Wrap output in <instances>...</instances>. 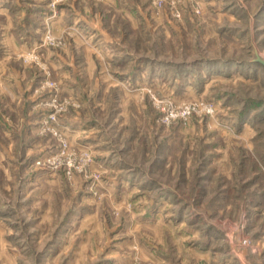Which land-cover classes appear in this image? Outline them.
<instances>
[{
    "label": "rangeland",
    "instance_id": "1",
    "mask_svg": "<svg viewBox=\"0 0 264 264\" xmlns=\"http://www.w3.org/2000/svg\"><path fill=\"white\" fill-rule=\"evenodd\" d=\"M264 0H0V264H264Z\"/></svg>",
    "mask_w": 264,
    "mask_h": 264
},
{
    "label": "water",
    "instance_id": "2",
    "mask_svg": "<svg viewBox=\"0 0 264 264\" xmlns=\"http://www.w3.org/2000/svg\"><path fill=\"white\" fill-rule=\"evenodd\" d=\"M254 62H257L260 65L264 66V58L257 53L255 54Z\"/></svg>",
    "mask_w": 264,
    "mask_h": 264
}]
</instances>
